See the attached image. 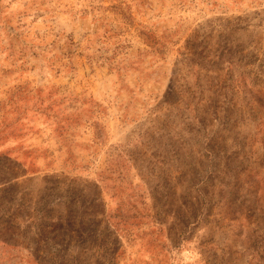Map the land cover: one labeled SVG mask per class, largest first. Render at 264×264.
I'll return each instance as SVG.
<instances>
[{"label": "rangeland", "instance_id": "obj_1", "mask_svg": "<svg viewBox=\"0 0 264 264\" xmlns=\"http://www.w3.org/2000/svg\"><path fill=\"white\" fill-rule=\"evenodd\" d=\"M0 264H264V0H0Z\"/></svg>", "mask_w": 264, "mask_h": 264}]
</instances>
